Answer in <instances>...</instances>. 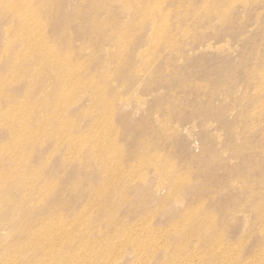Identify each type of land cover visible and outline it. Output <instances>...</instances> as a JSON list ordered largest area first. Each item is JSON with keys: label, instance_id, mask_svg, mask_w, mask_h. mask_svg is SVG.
<instances>
[{"label": "rangeland", "instance_id": "374dc122", "mask_svg": "<svg viewBox=\"0 0 264 264\" xmlns=\"http://www.w3.org/2000/svg\"><path fill=\"white\" fill-rule=\"evenodd\" d=\"M0 264H264V0H0Z\"/></svg>", "mask_w": 264, "mask_h": 264}, {"label": "bare ground", "instance_id": "6f19581e", "mask_svg": "<svg viewBox=\"0 0 264 264\" xmlns=\"http://www.w3.org/2000/svg\"><path fill=\"white\" fill-rule=\"evenodd\" d=\"M1 201H3V200H1Z\"/></svg>", "mask_w": 264, "mask_h": 264}]
</instances>
